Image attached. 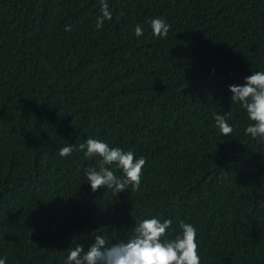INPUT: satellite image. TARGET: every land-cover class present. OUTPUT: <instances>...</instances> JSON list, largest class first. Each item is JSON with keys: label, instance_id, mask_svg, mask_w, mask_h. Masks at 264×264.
Listing matches in <instances>:
<instances>
[{"label": "trees", "instance_id": "trees-1", "mask_svg": "<svg viewBox=\"0 0 264 264\" xmlns=\"http://www.w3.org/2000/svg\"><path fill=\"white\" fill-rule=\"evenodd\" d=\"M106 2L97 29L101 0H0V257L62 264L157 216L196 227L200 264H264V143L226 87L264 71V0ZM88 136L143 156L140 185L90 191L96 158L58 154Z\"/></svg>", "mask_w": 264, "mask_h": 264}, {"label": "clouds", "instance_id": "clouds-1", "mask_svg": "<svg viewBox=\"0 0 264 264\" xmlns=\"http://www.w3.org/2000/svg\"><path fill=\"white\" fill-rule=\"evenodd\" d=\"M111 17L106 0H101L95 27L101 28ZM147 24L151 34L161 38L167 36L170 28L160 16L150 17ZM64 27L66 31L70 29L67 24ZM133 31L139 37L144 29L141 24H136ZM242 80V83L226 85L230 100L238 103L246 114L248 123L244 125L243 133L264 143V71H251ZM213 124L221 135L231 136L233 126L219 112L214 113ZM73 151L82 152L86 159L96 158V166L85 169L82 180L87 182L90 191L104 186L116 195L129 187L137 188L141 183L145 158L135 155L130 148L110 146L103 139L88 136L76 145L64 144L58 154L65 156ZM114 170H119V174ZM171 225L170 218L146 216L134 224L125 239L109 240L102 233H96L87 246L74 243L68 248L62 264H200L196 227L183 219L177 220L178 230H173ZM0 264H5L3 257H0Z\"/></svg>", "mask_w": 264, "mask_h": 264}]
</instances>
